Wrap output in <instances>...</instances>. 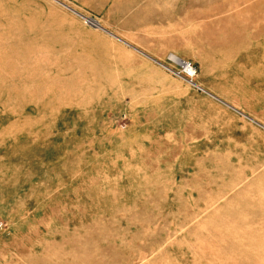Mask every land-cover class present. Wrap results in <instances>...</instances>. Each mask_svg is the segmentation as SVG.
Here are the masks:
<instances>
[{
	"label": "rangeland",
	"instance_id": "rangeland-1",
	"mask_svg": "<svg viewBox=\"0 0 264 264\" xmlns=\"http://www.w3.org/2000/svg\"><path fill=\"white\" fill-rule=\"evenodd\" d=\"M63 5L0 0V264H264L263 130L167 58L113 74L55 51L38 10ZM232 8L238 30L182 58L198 83L264 59L243 27L264 0Z\"/></svg>",
	"mask_w": 264,
	"mask_h": 264
},
{
	"label": "crops",
	"instance_id": "crops-1",
	"mask_svg": "<svg viewBox=\"0 0 264 264\" xmlns=\"http://www.w3.org/2000/svg\"><path fill=\"white\" fill-rule=\"evenodd\" d=\"M54 1L67 4L63 5L66 9L38 10L43 33L54 41L55 51H65L64 55L74 58L78 65L103 67L104 71L98 73L118 74L128 64L157 66L168 53L184 58L193 49L206 50L207 34L233 33L239 27L238 11L233 8L226 12L225 23L220 19L224 17L222 3L238 0ZM34 14L31 11V16ZM83 17H91L94 27L83 24ZM251 23L243 26L246 33H264V27ZM200 82L206 93L190 89L213 99L264 132V59L241 74L220 77L216 70L214 81L200 79Z\"/></svg>",
	"mask_w": 264,
	"mask_h": 264
},
{
	"label": "built area",
	"instance_id": "built-area-1",
	"mask_svg": "<svg viewBox=\"0 0 264 264\" xmlns=\"http://www.w3.org/2000/svg\"><path fill=\"white\" fill-rule=\"evenodd\" d=\"M88 20H85V22L93 26L90 22L92 19L88 18ZM166 58L169 64L163 67L167 72L171 73L174 77L183 80L190 88L194 89L195 91L206 93V91L196 81L197 69L190 61L182 59L172 53H169ZM2 227L3 226L0 223V231L2 230Z\"/></svg>",
	"mask_w": 264,
	"mask_h": 264
},
{
	"label": "bare ground",
	"instance_id": "bare-ground-1",
	"mask_svg": "<svg viewBox=\"0 0 264 264\" xmlns=\"http://www.w3.org/2000/svg\"><path fill=\"white\" fill-rule=\"evenodd\" d=\"M84 18V17H83ZM85 20H87L88 18H84Z\"/></svg>",
	"mask_w": 264,
	"mask_h": 264
}]
</instances>
